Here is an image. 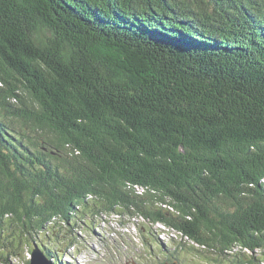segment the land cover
Segmentation results:
<instances>
[{
	"label": "trees",
	"instance_id": "obj_1",
	"mask_svg": "<svg viewBox=\"0 0 264 264\" xmlns=\"http://www.w3.org/2000/svg\"><path fill=\"white\" fill-rule=\"evenodd\" d=\"M263 180L264 0H0V261L118 206L262 257Z\"/></svg>",
	"mask_w": 264,
	"mask_h": 264
},
{
	"label": "rangeland",
	"instance_id": "obj_2",
	"mask_svg": "<svg viewBox=\"0 0 264 264\" xmlns=\"http://www.w3.org/2000/svg\"><path fill=\"white\" fill-rule=\"evenodd\" d=\"M136 188L142 189L136 193L139 196L158 194L157 191H147L149 189L146 190L142 186ZM159 196L161 197L158 194L155 198L156 206L177 215L178 209L175 205L171 202L169 204L160 202ZM117 209L115 207L114 211L117 212ZM191 216L187 219H191ZM89 222L88 226L75 230V235L70 234L75 238L70 248L66 249L69 241L62 237L59 240L55 237L54 240L53 237L47 240L42 235L34 233L30 247H24L16 256L6 262L0 261V264H31L34 260L35 247L39 246L44 250L42 243L45 242L52 250L58 248L64 250L61 264H264V256L261 257L260 250H256L252 255L250 251H242L236 247L232 253L229 252L225 256H218L215 252L205 255L202 249L204 247L191 241L181 230L168 227L161 222H153L143 215L138 216L137 213L126 215V219L122 221L112 215L106 218L105 223L97 217H94L93 222L90 220ZM45 255L50 261L48 253ZM245 255H252V258ZM34 262L51 264L47 261ZM52 264H55L54 260Z\"/></svg>",
	"mask_w": 264,
	"mask_h": 264
},
{
	"label": "water",
	"instance_id": "obj_3",
	"mask_svg": "<svg viewBox=\"0 0 264 264\" xmlns=\"http://www.w3.org/2000/svg\"><path fill=\"white\" fill-rule=\"evenodd\" d=\"M33 258L34 260H32L31 264H35L34 261H47L50 262L52 264V261L48 260V257L45 255V253L39 248V247H35V250L33 251Z\"/></svg>",
	"mask_w": 264,
	"mask_h": 264
},
{
	"label": "bare ground",
	"instance_id": "obj_4",
	"mask_svg": "<svg viewBox=\"0 0 264 264\" xmlns=\"http://www.w3.org/2000/svg\"><path fill=\"white\" fill-rule=\"evenodd\" d=\"M90 221H94V217H91L90 219H89ZM83 222H84V220H83ZM48 250V249H47ZM51 251V250H50ZM46 252V251H45ZM48 254H50V253H48ZM51 254H52V252H51ZM47 255V254H46ZM53 255V254H52ZM246 256V255H245ZM248 256V255H247ZM48 257V256H47ZM251 257V256H250ZM56 258V257H55ZM58 259V258H57ZM53 259H50V261H52ZM17 261V260H16ZM55 261H57V260H55ZM56 263V262H55ZM58 263V262H57Z\"/></svg>",
	"mask_w": 264,
	"mask_h": 264
},
{
	"label": "clouds",
	"instance_id": "obj_5",
	"mask_svg": "<svg viewBox=\"0 0 264 264\" xmlns=\"http://www.w3.org/2000/svg\"><path fill=\"white\" fill-rule=\"evenodd\" d=\"M139 215V214H138ZM129 216V215H128Z\"/></svg>",
	"mask_w": 264,
	"mask_h": 264
}]
</instances>
